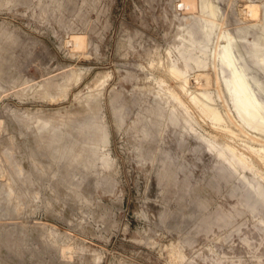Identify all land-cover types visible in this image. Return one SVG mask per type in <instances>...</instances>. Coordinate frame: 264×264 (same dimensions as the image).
Here are the masks:
<instances>
[{
	"label": "rangeland",
	"instance_id": "rangeland-1",
	"mask_svg": "<svg viewBox=\"0 0 264 264\" xmlns=\"http://www.w3.org/2000/svg\"><path fill=\"white\" fill-rule=\"evenodd\" d=\"M226 38L264 88V0H0V264H264Z\"/></svg>",
	"mask_w": 264,
	"mask_h": 264
},
{
	"label": "bare ground",
	"instance_id": "bare-ground-1",
	"mask_svg": "<svg viewBox=\"0 0 264 264\" xmlns=\"http://www.w3.org/2000/svg\"><path fill=\"white\" fill-rule=\"evenodd\" d=\"M245 7H247L245 10L248 18L254 20L260 17L261 5L250 7L246 5ZM233 41L232 38H226L221 45L219 55L221 67L229 71L228 76L223 80L226 91L235 96L242 106L241 110L249 114L251 119L264 122V88L260 82L254 83L250 80L245 65L239 62V57L234 51ZM263 56L264 54L259 56L262 65H264Z\"/></svg>",
	"mask_w": 264,
	"mask_h": 264
}]
</instances>
